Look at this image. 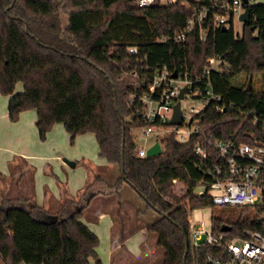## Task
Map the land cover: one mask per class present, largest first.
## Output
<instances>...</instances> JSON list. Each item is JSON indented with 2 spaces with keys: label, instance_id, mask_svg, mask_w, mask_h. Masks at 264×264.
<instances>
[{
  "label": "trees",
  "instance_id": "1",
  "mask_svg": "<svg viewBox=\"0 0 264 264\" xmlns=\"http://www.w3.org/2000/svg\"><path fill=\"white\" fill-rule=\"evenodd\" d=\"M188 1V5L177 1L138 7L135 0H0V24L16 28L31 54L59 63L60 74L50 81L36 106L40 139L56 122L64 125L70 139L88 131L94 134L98 156L115 172L111 188L119 191L128 183L157 212L146 230L155 232L165 251L162 264L196 260L189 246L183 262L189 242L188 214L195 207L213 204L207 194L191 195L202 174L193 152L194 140L179 141L167 134L160 153L137 154L125 120L131 90L130 76L123 70L135 59L129 47L137 46L139 57L148 65L166 63L170 69L185 65L192 76L202 73L212 53L223 55L228 68L212 71L211 77L223 103L237 108L224 113L207 108L201 120L206 132L251 141L244 133L249 120L238 107L257 106L264 100V4L251 5L250 21L243 22L239 38L231 28L222 30L204 23L203 40L198 38L197 24L183 41H176L174 36L185 29L196 10V0ZM7 45L5 65L11 35ZM250 77L252 88L248 91ZM10 117L15 119L17 111ZM174 179L186 184L183 194L173 191ZM103 181L101 174H94L79 199L84 203L69 195L51 213V221L40 215L43 206H37L33 198L21 194L9 197L6 185L0 184L2 264H91L92 258L100 264L95 252L99 237L80 217L85 204L102 191L92 192L89 187ZM213 219L219 227L222 219Z\"/></svg>",
  "mask_w": 264,
  "mask_h": 264
},
{
  "label": "built area",
  "instance_id": "2",
  "mask_svg": "<svg viewBox=\"0 0 264 264\" xmlns=\"http://www.w3.org/2000/svg\"><path fill=\"white\" fill-rule=\"evenodd\" d=\"M177 1L180 5L190 3L188 0H135V4L144 7ZM253 4L256 0H196L193 17L174 40L183 41L197 24L198 38L203 40L207 29L204 23L215 28H231L234 36L239 38L243 24L240 14ZM235 20L241 24L239 29L235 27ZM128 51L135 59L123 70L130 76L131 90L125 120L132 126L141 127L144 138H155L137 147V154L147 156L146 150L155 142L162 151L167 134H173L179 141L194 140L193 152L202 171L197 182L204 184L206 189L197 194L192 190L191 195L207 194L213 206H234L246 213L231 221L220 216L219 227L215 219L205 227L203 224L196 226L189 218L188 244L196 256L191 264H264V100L261 99L257 106L238 107V112L249 120L244 133L252 138L251 141L234 136L219 137L213 131L206 132L201 120L207 108L220 113L237 108L235 104L223 103L211 77L212 71L228 68L223 55L212 53L206 59L202 73L192 76L185 65L178 69H170L166 63L148 65L139 57L137 46L131 45ZM182 87L183 96L178 98ZM186 97L196 99L200 106L183 108L181 102ZM177 101L181 108L179 125L170 122ZM222 225L228 229L222 230Z\"/></svg>",
  "mask_w": 264,
  "mask_h": 264
},
{
  "label": "rangeland",
  "instance_id": "3",
  "mask_svg": "<svg viewBox=\"0 0 264 264\" xmlns=\"http://www.w3.org/2000/svg\"><path fill=\"white\" fill-rule=\"evenodd\" d=\"M59 1L56 0V2ZM256 3H264V0H256ZM234 23L237 29L241 27V24L236 20ZM20 37L23 42V37L21 35ZM254 77L256 79V75ZM22 88L23 83L17 82L15 91L19 92ZM181 105L187 110L190 107L200 106L196 99L194 100L190 97L182 99ZM30 111L27 110L26 114L31 113ZM26 114L23 113L24 116H27ZM27 128L29 129V125H27ZM129 133L135 140L137 147L144 146L155 139L153 136H148V139L144 138L142 129L138 126L130 125ZM36 136L40 139L37 133ZM51 141L54 142L51 146L57 147L54 151H51L52 156L48 161L50 168H45L46 170L41 168L39 170L36 169L37 164L35 163L33 170L25 171L23 182L20 185L25 186L23 188L25 190L24 181H26L25 183H30L32 179L31 173H35V192L32 196L40 202V206H43L40 215L43 214L46 221H51L54 218V215H51L53 210L58 209L68 199L69 195L81 200L82 193H84L86 185L90 183L92 176L101 174L104 181L95 182L89 188L92 192L102 191L85 204L83 214L80 217V220L86 222L90 229L99 237V244L95 252L100 264H162L165 251L157 243L155 232L146 230L150 222L155 220L157 212L153 208L148 207L147 203L128 183L124 182L119 191L111 188L114 180L111 178L110 173L105 171L99 163L98 143L94 134L88 131L70 139L69 134L64 130L63 138L61 134H55ZM56 154L58 157L55 156ZM64 159L76 161V164L70 166ZM10 162L7 164L8 168L13 164H18ZM61 164L62 166H60ZM6 170L4 169L3 172H0L3 175V178L2 176L0 177V184L4 183L3 185H6L7 190H9L7 191L9 197H17L20 190L15 184L18 181L15 182L13 176L9 177L7 167ZM42 181L46 184L44 187L42 184L40 185ZM172 188L176 194L181 195L186 191L187 186L182 180L175 179ZM205 189L206 186L204 184L197 182L193 191L197 194ZM103 191L108 193L106 194ZM80 202L84 203L83 201ZM240 215L244 216L246 213H241L237 207L212 205L193 208L189 211L188 218L196 226L203 224L205 227H209L213 217L222 216L231 221ZM142 232L144 238L139 236ZM125 233L130 234L127 245L123 246L122 249L118 248L116 251L110 250L114 243V238L120 240L122 239L121 235ZM134 233L136 235L133 236ZM0 264H2L1 260ZM91 264H97L93 258L91 259Z\"/></svg>",
  "mask_w": 264,
  "mask_h": 264
},
{
  "label": "crops",
  "instance_id": "4",
  "mask_svg": "<svg viewBox=\"0 0 264 264\" xmlns=\"http://www.w3.org/2000/svg\"><path fill=\"white\" fill-rule=\"evenodd\" d=\"M9 35H11V47L7 53L8 63L5 65L3 56L7 51ZM59 74V63L54 62L50 58H40L31 54L24 41H21L19 31L16 28L13 26L7 28L4 22L0 24V172H3L4 169L7 171V167L9 177L13 176L14 181H18L15 184L20 190L18 196L21 194L28 199L33 198L32 195L35 192V173H31L32 179L30 183H25L26 181H24L26 189L23 190L25 186L20 185L23 182L25 171L33 170L35 163L37 164L36 169L40 170L43 168L46 170L48 167L50 168L48 161L52 156L51 151H54L57 147L51 146L54 143L51 139L55 134H61L62 138L64 136V125L56 122L52 129L46 133V139L40 140L36 136L38 129L35 125L37 117L36 106L43 97L50 81L55 75ZM17 82L23 83V88L19 92L15 91ZM27 110H31V113L26 114ZM13 111H17L15 119L10 117V113ZM23 113L27 116H24ZM27 125H29V129ZM55 156L58 157L57 154ZM99 160L100 165L103 166L105 171L110 173L111 178L114 180L115 172H113V168L108 165L104 157L100 156ZM9 161L18 164H13L8 168L7 164ZM75 164L76 161H74ZM41 184L43 187L46 185L43 181ZM35 203L40 206L38 200H35ZM135 233L133 236L137 234ZM129 235L125 233L124 240L114 238V243L110 250L122 249L123 246L127 245ZM139 236L144 238L143 232Z\"/></svg>",
  "mask_w": 264,
  "mask_h": 264
},
{
  "label": "water",
  "instance_id": "5",
  "mask_svg": "<svg viewBox=\"0 0 264 264\" xmlns=\"http://www.w3.org/2000/svg\"><path fill=\"white\" fill-rule=\"evenodd\" d=\"M243 1H245V0H243ZM239 19H240V21H243V22H249L250 21V12H249V10L248 9L244 10L242 12V14H240ZM222 30H225V27H222ZM173 76H176V73L173 72ZM246 87H247L248 91H251V88H252L251 87V77L249 78ZM183 92H184V89L182 87L178 98H181L183 96ZM170 122L173 123V124H177V125H179L181 123V108H180V105H179L178 101L174 104L173 114H172V117L170 119ZM124 129H125V126H124V123H123V132H122L123 143H124V140H125L124 139V135H125ZM160 152H161L160 145H159L158 142H155L153 145L148 147V149L146 150V155L147 156L148 155H155V154L160 153ZM64 161L66 163H68L70 166L74 165V161L73 160L64 159ZM121 171H122V173H124L123 167L121 168ZM221 229L222 230H227L228 226L222 225ZM188 247H189V244H188V242H186V245H185V248H184L185 252H184V255H183V262L186 259V255L188 253Z\"/></svg>",
  "mask_w": 264,
  "mask_h": 264
}]
</instances>
